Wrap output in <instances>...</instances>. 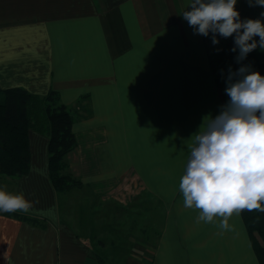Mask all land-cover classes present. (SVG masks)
I'll return each instance as SVG.
<instances>
[{"label": "crops", "instance_id": "1", "mask_svg": "<svg viewBox=\"0 0 264 264\" xmlns=\"http://www.w3.org/2000/svg\"><path fill=\"white\" fill-rule=\"evenodd\" d=\"M187 3L0 0V89L57 94L73 118L65 173L87 191L61 208L48 138L28 131V172L0 188L32 206L0 212V264H260L241 214L223 234L197 223L179 183L190 138L230 99L229 68L264 76V50L237 63L234 36L194 34ZM236 10L264 21L248 0Z\"/></svg>", "mask_w": 264, "mask_h": 264}, {"label": "clouds", "instance_id": "2", "mask_svg": "<svg viewBox=\"0 0 264 264\" xmlns=\"http://www.w3.org/2000/svg\"><path fill=\"white\" fill-rule=\"evenodd\" d=\"M248 3L264 7V0ZM236 4L237 0H188L181 16L194 34L211 33L214 45L219 44L217 36H234L231 51L239 50L236 61L241 63L257 47L264 50V21L241 20ZM226 84L230 99L214 118L204 117L190 138L179 183L183 207L199 210L196 222L215 224L220 234L231 230L234 214L264 212V76L242 65L235 72L229 68ZM31 206L22 192L0 188V212L27 213ZM3 258L8 260L7 252Z\"/></svg>", "mask_w": 264, "mask_h": 264}, {"label": "trees", "instance_id": "3", "mask_svg": "<svg viewBox=\"0 0 264 264\" xmlns=\"http://www.w3.org/2000/svg\"><path fill=\"white\" fill-rule=\"evenodd\" d=\"M54 91L37 96L21 88L0 89V175L19 177L29 168L28 131L48 138V174L55 191L70 189L79 183L65 173V156L75 145L72 115ZM264 207V205H262ZM252 241L258 262L264 264V212L240 213Z\"/></svg>", "mask_w": 264, "mask_h": 264}, {"label": "rangeland", "instance_id": "4", "mask_svg": "<svg viewBox=\"0 0 264 264\" xmlns=\"http://www.w3.org/2000/svg\"><path fill=\"white\" fill-rule=\"evenodd\" d=\"M87 191L86 190H83L80 186L76 185L70 189H67L65 191H61V192H58V197H59V200H60V203L62 204V207H66V200L68 201V203L70 202V199H73V200H80V199H83L85 197H87ZM69 197H68V196ZM66 198V199H65ZM65 199V200H64ZM63 201V202H62ZM68 206L70 207V205L68 204ZM77 205H74L73 208H76Z\"/></svg>", "mask_w": 264, "mask_h": 264}]
</instances>
